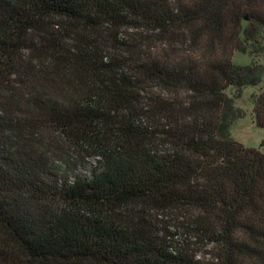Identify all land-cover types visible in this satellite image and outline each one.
<instances>
[{
	"label": "trees",
	"instance_id": "1",
	"mask_svg": "<svg viewBox=\"0 0 264 264\" xmlns=\"http://www.w3.org/2000/svg\"><path fill=\"white\" fill-rule=\"evenodd\" d=\"M261 55L264 0H0V264H264Z\"/></svg>",
	"mask_w": 264,
	"mask_h": 264
},
{
	"label": "rangeland",
	"instance_id": "2",
	"mask_svg": "<svg viewBox=\"0 0 264 264\" xmlns=\"http://www.w3.org/2000/svg\"><path fill=\"white\" fill-rule=\"evenodd\" d=\"M261 58H264V55H261ZM260 59V58H259ZM252 61L250 55L240 52H234L232 56V63L238 66H245L250 64ZM261 85L259 87H246L242 92L238 99H235L234 104L238 109H242L245 113L244 117L237 120L230 128L231 137L243 144L248 148H259L262 152H264V128H259L255 125L254 115H253V95L258 94L261 90ZM230 96H234L235 92L232 89H228L226 92ZM66 148V146L64 147ZM68 150L70 152L66 154H70L68 162H75L77 159H80V154H73L72 149ZM63 161H67L63 159ZM65 162H60L57 164L60 167L65 168ZM94 166V162L88 160V165L84 168H78L74 171L77 175L88 176ZM201 252H207V249H202Z\"/></svg>",
	"mask_w": 264,
	"mask_h": 264
}]
</instances>
